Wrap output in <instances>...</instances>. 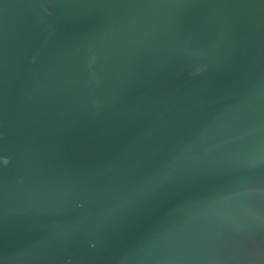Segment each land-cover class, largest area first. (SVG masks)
Returning a JSON list of instances; mask_svg holds the SVG:
<instances>
[{"label":"water","instance_id":"95a60500","mask_svg":"<svg viewBox=\"0 0 264 264\" xmlns=\"http://www.w3.org/2000/svg\"><path fill=\"white\" fill-rule=\"evenodd\" d=\"M0 264H264V0H0Z\"/></svg>","mask_w":264,"mask_h":264},{"label":"clouds","instance_id":"9594fccd","mask_svg":"<svg viewBox=\"0 0 264 264\" xmlns=\"http://www.w3.org/2000/svg\"><path fill=\"white\" fill-rule=\"evenodd\" d=\"M5 163H7V160H5Z\"/></svg>","mask_w":264,"mask_h":264}]
</instances>
